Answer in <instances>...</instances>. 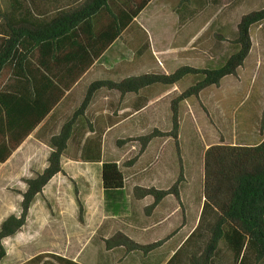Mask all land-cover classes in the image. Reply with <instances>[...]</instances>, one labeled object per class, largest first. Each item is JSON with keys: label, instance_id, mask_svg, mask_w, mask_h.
<instances>
[{"label": "rangeland", "instance_id": "obj_1", "mask_svg": "<svg viewBox=\"0 0 264 264\" xmlns=\"http://www.w3.org/2000/svg\"><path fill=\"white\" fill-rule=\"evenodd\" d=\"M141 1L133 0L136 4ZM197 1L185 3L190 9L199 8V3L201 7L192 15L183 12L181 21L178 13L181 0H150L134 19L138 28L125 31L111 53L114 58L117 54L127 58L123 61L119 56L114 76L122 79L126 77L125 71L130 76L168 75L183 66L218 67L235 52L232 42L241 17L264 9V0ZM2 4L0 0V10ZM103 20L98 21L97 27ZM250 39V53L233 76L203 90L197 99L178 104L176 142L164 137L143 149L137 140L152 130L171 131V103L191 85V78L172 87L154 86L139 95L130 94L122 104L132 109L135 102V109L138 103L143 108L131 115L122 113L113 117L121 121L116 129L96 132L101 135V159L115 162L124 176L118 214L114 215L110 208L113 204L104 198L99 167L68 161L78 159L71 142L61 156L65 172L49 182L44 189L45 198L42 192L36 196L33 219L25 222L19 234L13 236H17L15 239L10 237L12 246L19 249L17 255L10 252V261H14L11 263L23 264L47 253L78 264H165L199 226L191 245L197 241L212 221L210 210L201 214L205 151L215 145H254L264 138V36L259 26L252 28ZM143 46L141 55L136 56ZM124 62L130 63V67ZM102 76L110 74L106 71ZM103 133L107 135L102 142ZM34 139L38 140L35 137L27 140L28 144L20 148L0 174L9 169L29 176L31 165L20 162H24L25 156L31 159L40 154L39 147H32ZM32 167L39 170L42 164L35 163ZM1 179L0 175V217L6 203L18 217L22 197L16 190L22 187V181L18 177L6 182ZM175 184L178 201L169 195L149 210L152 197L135 198L136 189L166 191ZM25 189L26 185L23 192ZM116 234H124L139 245L155 242L162 245L148 255L106 250L105 241ZM217 259L220 264L226 259L221 245Z\"/></svg>", "mask_w": 264, "mask_h": 264}, {"label": "trees", "instance_id": "obj_2", "mask_svg": "<svg viewBox=\"0 0 264 264\" xmlns=\"http://www.w3.org/2000/svg\"><path fill=\"white\" fill-rule=\"evenodd\" d=\"M65 1H70L69 5ZM149 1L136 4L133 0H3V9L0 10V164L46 117L73 83L69 84L72 79L66 84L52 83L55 77L50 74L49 62L53 60L60 65L71 60L82 62L75 69L73 78L76 79L125 31L138 28L134 19ZM187 1L181 0V10H178L181 21L183 12L192 15L201 7L198 0L199 8H187ZM257 26L264 36V9L241 17L232 42L235 52L218 67L197 69L183 66L168 75L130 76L125 71L126 77L118 83L91 84L72 119L49 138L51 151L46 167L25 180L20 214L18 217L9 216L1 223L0 243L24 227L36 196L54 176L62 173L61 156L68 143L75 140L73 125L76 119H86L84 111L95 91L106 87L115 89L121 96L139 95L154 86L172 87L191 78V85L171 103V131L152 130L137 140L143 149L153 140L164 137L176 142L178 104L197 99L203 90L216 87L222 79L233 76L250 53L251 30ZM142 49L144 46L136 51V56L141 55ZM126 63L130 67V63ZM36 76H42L41 80L35 79ZM142 108L138 103L137 111ZM116 123L118 120L113 124ZM86 138L83 143L74 145L76 156L83 162H101V135L90 129ZM100 182L104 198L113 204L110 207L112 212L117 213L121 205L118 197L124 190V176L115 162L101 163ZM176 186L166 191L136 189L135 198L152 197L153 203L148 207L152 210L169 195L178 201ZM203 198L201 214L210 210L211 224L191 245V239L193 242L199 229L197 226L165 264H220L217 259L220 245L226 255L224 264H264V138L248 146H210L204 153ZM161 245L162 242L139 245L124 234H116L105 241L106 250L122 249L125 254L142 252L148 255ZM4 256L0 245V261ZM23 264L78 263L43 253Z\"/></svg>", "mask_w": 264, "mask_h": 264}, {"label": "crops", "instance_id": "obj_3", "mask_svg": "<svg viewBox=\"0 0 264 264\" xmlns=\"http://www.w3.org/2000/svg\"><path fill=\"white\" fill-rule=\"evenodd\" d=\"M66 5L70 3L65 1ZM122 37V36H121ZM118 40L114 41L99 57L97 60H95L89 67H87L80 75L75 78V69L78 68V65H81V63H77L75 60L71 61H66L63 64H55L53 60L49 62V69H50V74L55 77V79L52 81L53 82H59L62 84H66L70 81L69 84L70 88L67 91H64L63 95L58 99L57 103L54 105V107L51 109V111L44 117V119L31 131L29 135H27L21 143L17 146L16 150L12 151L11 155L3 162L0 164V171L3 167H7V164L9 162H12L13 158H15L16 153L20 150V148L24 145L28 144V139L35 137L38 140L34 139L32 147H39L40 148V154L36 153V155L33 158H28L24 157L23 160L24 162H20V164L23 163H29L31 166L28 168V174L29 176H22L19 173H13L8 169V171H5L6 173L0 174L1 175V182H6L8 179L11 178H20L19 180L22 181V187H20L18 190H16L17 195H20L23 193L24 188H25V180L30 179L33 177L35 174L40 173L45 167H46V160L47 157L50 153V150L47 146V139L50 138L52 135H55L58 133V130L61 128L63 124L68 122L69 120L72 119L73 115L75 112L79 109L81 103L84 100L85 93L87 88L94 83L98 82H108L110 84H115L121 81L122 79H117L114 74V67L116 64H118V59L119 56L123 59V61H126V55L123 56L118 55L116 58L112 57L113 55L111 54L112 51L114 52V48L116 47V43ZM129 61L131 60L128 59ZM128 61V62H129ZM72 68V69H71ZM73 70V72H71ZM108 72L110 76H102V73ZM72 75V77H71ZM37 78L41 80L42 76H36ZM74 77V78H73ZM41 86V85H40ZM130 94H126L124 96H121L120 93H118L115 89H107L106 87H101L95 93L92 94L91 99L84 111V117L86 118L85 120L82 119H76L74 125H73V130L75 132V140L70 141L68 143V146H70L71 142L74 143V145H78L80 143H83L84 140L87 138V132L93 130L94 132L98 131H104L105 133L110 132L113 129H116L119 125H121V121H118V123L113 124L115 122V119L113 117H118L122 113L131 115L133 114L136 109H135V102L132 103V109L131 106H126L123 105V100L127 97H129ZM107 117V118H106ZM108 120V121H107ZM117 121V120H116ZM103 133L102 134V142L104 141L105 137L107 134ZM36 134V135H35ZM38 155L40 158H38ZM17 156V155H16ZM21 160V159H20ZM21 160V161H23ZM69 162H74V163H80L82 166H87V165H96L99 167L100 171V166L101 163L103 162V159H101V162L99 163H89V162H83L81 159H70L68 160ZM35 163L42 164V167L38 170L33 169V165ZM62 166V162H61ZM62 166V172H65V168ZM18 174V175H17ZM17 175V176H16ZM56 177V176H55ZM53 177L49 182L53 181L55 178ZM3 180V181H2ZM5 180V181H4ZM49 184V183H48ZM48 184L43 188L42 190V195L45 198V191L44 189H47L49 186ZM20 197V196H19ZM9 200V199H7ZM9 202V201H8ZM5 203H2L4 205ZM35 204L32 203L30 206V209L28 211V215L26 217V221H29V218H32V211L34 209ZM121 206V205H120ZM9 203H6V207L2 209L1 215V220L0 222H3L7 217L9 216H15L17 217V213H13V208H11ZM115 208V206H114ZM118 214L114 213V215ZM40 222V220H38ZM19 234V233H18ZM17 234V235H18ZM30 235H28L29 237ZM17 237V236H16ZM16 237H13L14 239ZM13 238H7L4 239L1 242V246L5 252L4 258L0 261V264H12L11 262H14L13 259L10 261V252H15L16 255L19 252V249L15 248L12 246L11 240ZM19 241V240H16ZM20 257H22L20 255ZM24 263V262H23ZM15 264V263H14Z\"/></svg>", "mask_w": 264, "mask_h": 264}]
</instances>
